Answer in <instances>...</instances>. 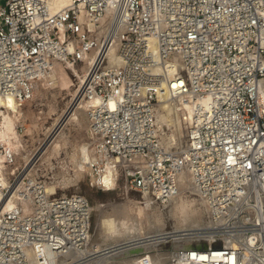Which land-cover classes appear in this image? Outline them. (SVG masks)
<instances>
[{"label": "built area", "instance_id": "2783aa9c", "mask_svg": "<svg viewBox=\"0 0 264 264\" xmlns=\"http://www.w3.org/2000/svg\"><path fill=\"white\" fill-rule=\"evenodd\" d=\"M112 45L117 66L103 52ZM95 46L79 87L80 100L98 99L86 129L94 168L112 165L125 193L157 201L190 177L208 220L193 243L208 247L174 251L170 264H264V0H73L56 13L45 0H0V96L32 100L49 72L84 64ZM166 95L194 111L170 146L156 125ZM0 154L10 182L0 201H21L0 213V264H50L91 246L88 200L26 180L37 156Z\"/></svg>", "mask_w": 264, "mask_h": 264}, {"label": "bare ground", "instance_id": "6f19581e", "mask_svg": "<svg viewBox=\"0 0 264 264\" xmlns=\"http://www.w3.org/2000/svg\"><path fill=\"white\" fill-rule=\"evenodd\" d=\"M45 1L49 6L50 12L56 13L68 7L73 0H45ZM106 49H104L103 52L104 54H106L108 63L111 66H117L119 64V58L116 54L115 45H112L108 50ZM98 52H99V47L95 46L93 47L90 53L84 55L83 58L85 62L84 64H87L89 62L90 67H88L86 73L82 75V77L80 78V86L85 81L86 75L88 74L91 66L96 61ZM84 64H82V67L84 66ZM59 66L60 65L56 66L55 68ZM76 68L77 71L79 72L78 67ZM61 88L62 86L60 85L59 77L56 71L53 69L44 78L41 79L36 89H37V95H40L43 100V98L48 99L49 94H51L52 96H54L55 99H57V93L60 92L59 90ZM77 92L80 100L81 96L79 93V89ZM263 102H264V96H263ZM42 103L43 102H41V104ZM97 104H98V99L95 96H91L90 98L81 100L77 105V108L71 115L70 121L73 120L76 124L79 125L83 115H86L85 120L87 122L88 111L93 109L95 106H97ZM27 105L29 104H26V106ZM55 108L58 109L57 107ZM50 110L53 112L55 109L52 106V109ZM193 114L194 111H193L192 103L182 101L180 104L175 103L174 105L172 101L169 100L167 95L164 96L156 112V125L162 143L167 146L176 144L177 137L179 136L178 134L180 128H182L183 126V122L191 119L193 117ZM63 115L64 114H62V116ZM27 116L23 111L22 104H20L16 99H14L13 97L5 98L0 96V146H4L8 153H13L17 155V160L19 157L21 160L24 159L25 163L28 162L31 157L30 152L25 148L23 144V140L25 136L33 135L35 132L37 133V135H40L41 130H43V123L40 122L42 116L40 118L35 115V117H33L32 126L30 127L31 130L30 129L28 130L29 133L27 131L26 132L27 135L19 134V132L17 131V126L19 124H23V122L28 120ZM57 117L56 119H54V123H56L59 119H61L60 118L61 116L60 117L57 116ZM46 133H49V131ZM63 136L64 133H61L57 138H55L50 148L47 149V151L42 156L41 163L44 164L48 163L49 160L51 159L50 158L51 153L53 154L59 152L60 149L62 150L63 146L65 147L66 141L63 140L62 138ZM80 144L77 145L79 148L77 147L78 150L76 154L74 152V156H72L71 159V165L73 166V170L75 172L76 177H80L86 171H89L93 175L92 180L98 181V183L104 188L111 189L112 187L116 186L115 173L114 170L112 169V165L106 164L101 169V174L97 178L93 174L92 167H94L93 165L96 161L94 159V156H92V152L90 150V142L88 141ZM73 151L74 150L70 152ZM6 157L7 155L4 156L0 154V186L4 188L10 186L9 178L7 176V172L5 171L7 167ZM26 180L29 181L37 180V166L31 169V171L26 176ZM65 181L63 179V183ZM24 185L25 183H22L21 187H23ZM46 189L50 194L56 192L54 185L46 186ZM13 190L14 188L11 190V193L13 192ZM188 192H190V195H187ZM195 194L198 196V198L192 197ZM74 196H80V195H74ZM141 199L146 204L145 207H142L138 201L137 204L134 205L132 204V206L123 204L116 206L113 205L112 207V204L110 203L112 208L106 212L104 211L103 214H101L99 225L97 224L98 225L97 240L84 251L71 252L68 255L62 257L61 259L59 258L60 260L53 261L50 264H79L77 263V261L84 258L90 260L91 257L92 259L90 260V262L93 261L92 264H167L162 259L163 256H161L155 250H149V248L150 247L155 248L154 245L156 243L158 244L169 241L166 240V238L172 236L174 238L171 242L174 244L181 245L186 243L188 244L193 243V237H198L195 236V234L201 233V231L208 226V221L205 222L203 217L204 216L203 210L204 211L206 210L207 212V207L204 203L203 198H201L193 190L191 185V179L187 174H183L180 177L179 192L176 196H174L170 200L157 201L155 200L154 197H152L148 193L142 194ZM20 204L21 201L18 198V194L14 193L12 196L3 198L0 201V213L5 214L7 212H11L15 210V208L19 207ZM23 206L25 210H28V206L25 203ZM201 206L203 209L201 208ZM169 218H173V221H175L174 223L175 226L173 227L174 228L173 231L166 230V224ZM183 235L184 236L189 235V236L182 237ZM203 236L210 238V236L207 235H203ZM212 238L213 237H211V239ZM226 242H228V240ZM142 253L144 255L140 256V254ZM234 257H235L234 255L231 257H225L223 254L217 253L212 257V259L213 260L220 259V260H227L230 262H234L235 261ZM29 260H30V264H39L37 261H35L34 257L29 256ZM82 264H88V263L83 262Z\"/></svg>", "mask_w": 264, "mask_h": 264}, {"label": "rangeland", "instance_id": "374dc122", "mask_svg": "<svg viewBox=\"0 0 264 264\" xmlns=\"http://www.w3.org/2000/svg\"><path fill=\"white\" fill-rule=\"evenodd\" d=\"M2 5H4V2H2ZM88 67H90L89 62L87 64H84L83 67H82V64L79 65L78 66L79 72L77 71L76 67L72 68L69 71L63 66L54 68V70L56 71L59 77L60 85L62 86L61 88L62 91L60 89L59 90L60 92L57 93V99H55L54 96L49 94L48 99L43 98L42 100V97L40 95H37V89H36L34 98L28 101L29 103L24 102L23 103L24 105L22 104V108H23L25 115L26 116L28 115L27 116L28 120L25 121L26 123L23 122V124H19L17 126V131L21 135H25V134L27 135L26 132L29 129L31 130L30 127L32 126L33 117H35L36 115L37 117L41 118L42 116L40 122L43 123V130H41L40 135H37V133L35 132L33 135L25 136L23 140V144L25 148L30 152V156H31L28 162H30L32 157L37 156L36 160L31 161L28 167L29 169L26 173V176L28 175V173L31 171L33 167L37 166V180L38 179L44 180L46 182V186L54 185L56 192L53 193V195L54 194L55 195H81V196H84L88 200L92 208L91 235H92V244H93L98 238L99 220L101 219V214H103L104 211L106 212L110 210L113 207V205L116 206V205L126 204L129 206L130 205L132 206V204L134 205L139 202V204H141L142 207H145L146 204L141 199L142 194L137 193V192L125 193L122 182H117L116 186L112 187L111 189H108V188H104L103 186H101L98 183V181H93L92 180L93 175L89 171H86L80 177H76L75 175L73 166L71 165L72 156H74V152L76 154L79 148L77 145H79L80 143L88 142L89 138L86 132V129H87V122L85 120L86 115H83L82 120L79 125L76 124L73 120L72 121L70 120H71V115L73 114V112L77 108V105L81 101L79 100L77 91L80 87V78L82 77V75L86 73V70L88 69ZM40 101L43 102L44 104L43 103L41 104ZM52 102H55V103H52ZM26 104H29V105L26 106ZM51 105L56 110V111L55 110L53 111L54 113L50 110L52 109ZM55 107H57L58 109H56ZM28 109L30 112L28 111ZM62 114L64 115L62 116ZM57 116L59 117L61 116L60 117L61 119H59L56 123H54V119H56ZM48 131L49 133H46ZM61 133H64V136L62 138L64 141H66L65 147L63 146L62 150L60 149L59 152H56L57 154L51 153L50 155L51 159L49 158L50 160L48 162L49 165L51 164L50 166L48 165V163H45V164L41 163L42 156L47 151V149L50 148L55 138H57ZM75 148H76V151H75ZM72 150L74 151L70 152ZM17 162L18 163L24 162V159L21 160L19 157ZM92 168H93L94 176L98 178L101 174V171L100 173H98V170L96 169V167L95 168L92 167ZM63 179L64 181L65 180L67 181L63 183ZM21 186H22V183H21ZM187 195H190V192H188ZM192 197L198 198L196 194L193 195ZM110 203L112 204V207ZM95 206H96V209L98 208L97 210L95 209ZM203 215H204L203 217H204L205 222H207L208 221L207 216H205L207 215L206 210L205 211L203 210ZM174 223L175 221H173V218H169L166 224V230L173 231L174 230L173 227L175 226ZM167 249L169 248L167 247ZM154 250L157 251V253H159L161 256H163L162 259L167 264H169L170 257L168 256L167 251H165L163 248H155ZM90 260L87 261L88 264L90 263L92 264L93 261L90 262Z\"/></svg>", "mask_w": 264, "mask_h": 264}, {"label": "water", "instance_id": "95a60500", "mask_svg": "<svg viewBox=\"0 0 264 264\" xmlns=\"http://www.w3.org/2000/svg\"><path fill=\"white\" fill-rule=\"evenodd\" d=\"M155 248H164L165 251H167V254L169 257H171V254L174 252V251H178V250H200V249H207V245H203V246H200V245H195L194 243H186V244H173L171 241H167V242H162V243H156L155 245ZM167 247L169 249H167ZM155 248L153 247H150L149 250H154ZM151 254V253H150ZM141 255H144L143 253L140 254Z\"/></svg>", "mask_w": 264, "mask_h": 264}]
</instances>
